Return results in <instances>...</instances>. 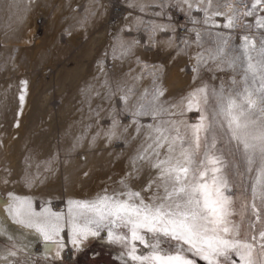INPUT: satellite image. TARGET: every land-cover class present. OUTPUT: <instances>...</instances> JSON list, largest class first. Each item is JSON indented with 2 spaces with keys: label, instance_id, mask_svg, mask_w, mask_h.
<instances>
[{
  "label": "bare ground",
  "instance_id": "obj_1",
  "mask_svg": "<svg viewBox=\"0 0 264 264\" xmlns=\"http://www.w3.org/2000/svg\"><path fill=\"white\" fill-rule=\"evenodd\" d=\"M153 1L122 0L112 8L108 0H0V59L11 57L14 45L20 51L0 67V221L9 223L23 242L22 251L15 252L22 256L18 264H36L32 260L36 252L47 263L71 259L77 249L92 241L94 237L89 236L78 246L70 242L68 201H91L98 195L128 190L141 193L145 199L152 194L145 188L156 170L147 161L134 159L144 143V132H137L135 121L140 125L150 123L141 124L126 110L134 106L129 99L124 105L129 117L124 124L117 121L115 136L108 135L114 119L101 120L114 109L110 102L113 96L106 101L109 78L126 80L133 74L139 93L146 91L151 79L139 80V65H131L136 56L158 61L161 72L154 82V94L163 92L158 103L170 116L168 121L197 122L187 118L189 110L183 98L206 85L217 63L207 66L206 73H186L185 61L196 68L198 44L193 42L184 53L174 39L157 35L154 55L137 39L128 38L125 30L138 24ZM81 2L83 6L78 8ZM182 2L183 8L191 3ZM39 17H45V33L34 39ZM60 31L64 32V43L59 39ZM75 46L79 48L72 50ZM123 54L128 58H119ZM105 57L110 59V66ZM62 58L67 63L62 64ZM55 61L61 65H55ZM53 65L57 67L51 74L48 67ZM30 68L36 70L32 73ZM51 80L56 83L54 88L43 90ZM22 93L23 103L19 99ZM54 97L60 101L57 107L50 104ZM14 197L29 199L33 211L48 209L62 214L59 238L65 246L59 249V256L53 242L9 216L8 205ZM75 223L83 222L77 219ZM101 234L103 238L105 234ZM11 256L10 252L0 253V264H14ZM122 258L136 264L127 254Z\"/></svg>",
  "mask_w": 264,
  "mask_h": 264
},
{
  "label": "snow or ice",
  "instance_id": "obj_2",
  "mask_svg": "<svg viewBox=\"0 0 264 264\" xmlns=\"http://www.w3.org/2000/svg\"><path fill=\"white\" fill-rule=\"evenodd\" d=\"M259 5L264 0H252L244 16L255 14L254 26L264 29V15L256 14ZM235 19L234 15L227 17L224 27H235ZM244 27L253 25L245 23ZM217 57H224L220 62L234 75L231 83L222 82L211 90L205 85L183 98L187 110L200 112L196 123L160 121L159 113L166 109L158 103L163 95L159 90L151 101L126 109L134 117L151 115L154 120L148 125L135 121L137 132H144V143L134 159L147 161L156 170L145 188L152 194L145 199L128 190L98 195L91 201H68L69 237L74 246L89 236L99 237L100 230L106 229L110 242L125 247L131 243L127 255L136 264H194L186 252L207 264H236L233 256L240 264H264V33L259 41L243 36L240 45L229 52L218 46L209 58ZM19 99L23 103V93ZM121 99L127 105L128 97ZM117 127L114 120L108 130L110 137L116 135ZM245 169L255 173L249 185L251 212L260 221L258 225L249 223L247 229L243 218L235 219L238 198L230 194L234 170L242 177ZM241 207L248 211L247 197ZM7 210L17 224L35 229L45 241L53 242L60 255L59 249L65 246L59 238L61 213L33 211L31 201L20 197L12 198ZM77 219L83 223H75ZM116 228H127L128 233L116 234ZM145 229L155 242L146 241L141 232ZM248 232L254 234L249 237ZM161 238L175 241L176 247L165 249ZM135 242L145 244L149 254L137 256ZM10 254L16 255L14 251Z\"/></svg>",
  "mask_w": 264,
  "mask_h": 264
},
{
  "label": "rangeland",
  "instance_id": "obj_3",
  "mask_svg": "<svg viewBox=\"0 0 264 264\" xmlns=\"http://www.w3.org/2000/svg\"><path fill=\"white\" fill-rule=\"evenodd\" d=\"M121 1L122 0H108V5L110 4L109 7L113 8L116 3H120ZM182 1L183 0H154L152 3L148 4L149 13H142L138 24L133 28L125 30V35L128 38L137 39L141 45H143L145 48H149L152 52L154 51V44L157 35H164L169 39H174L178 49H180V51L184 53L187 52L188 47L191 46L194 42L199 45V51L197 52L199 58L196 63V71L193 70L194 68L191 64L185 61L183 63V68L185 69L186 73H191L193 71L203 72L204 70V73H206L207 66L209 67L210 65L212 66L217 63L218 65L216 64L215 66H213L215 70L210 72L211 77H207L208 80L206 81V85L208 89L211 90L213 87L219 88L223 80L224 82L231 83V77L234 75V73L231 68L220 62L224 57H217L216 60H212L209 57L210 55L216 53L218 46H223L225 52H229L233 46H239L241 43V38L245 35H247L250 39L254 38L259 41V37L262 33H264V29H258L254 26L255 14L251 17L244 16V12L251 7L252 0H211V6H209V0H199V2L198 0H190L191 3H188L187 5L191 4V7L194 6L195 8H191L187 5H185V7L183 8ZM193 3L194 5H192ZM82 6L83 2L79 3L78 8H81ZM261 8H264V5H259L257 7L256 14L264 15V12L261 11ZM202 9H207V12L203 11ZM114 11L117 15L120 13V11H118L117 9ZM214 12L223 13V15H213ZM233 15L236 17L234 21L235 27H224V25L227 23V17ZM245 23L252 24L253 27H244ZM44 24L45 17H39L37 20V26L34 30V39H36V37L42 38L45 33ZM161 25L164 26L161 27ZM3 29L5 31H8L9 27L4 26ZM62 31H60L61 33L59 32V39L62 43H64L65 37L64 32L62 33ZM198 33L199 36L197 35ZM225 40H227V44H224ZM31 44L32 42L29 44V46H31ZM16 48L17 46L14 45L11 57H14L18 52L20 53V51L17 50L18 48ZM75 48H77V46H75L72 50H74ZM153 53L154 55H157V51H154ZM11 57H8V55L3 56L0 59V67L5 65V63L11 59ZM32 57L33 59H35L36 55H33ZM119 58L127 59L128 57L127 55L123 54L122 57L120 56ZM143 59H140L136 56L134 60L131 61V63L133 62L131 65L137 67L139 65V80H143L145 78L151 79L146 83V91L144 93H139L138 89L135 86L133 74H130V76L127 77L129 78V80H127V78L126 80H123V78L119 77L117 78V80L113 81L111 78H109V85L107 86L105 92L107 96L106 101L109 100V97L113 96L110 102L111 105L112 103H114V107H112L114 109L111 111V115H109V117L106 119H101L102 121L109 122L111 121L110 118H113L115 121H118L122 124L126 122L127 117H129V113L124 110L125 103L124 100L121 99L122 96H127L129 100L134 101V105H136L138 102L147 103L148 101L152 100V96L155 93L154 82L160 75L159 73L161 72V70L157 65L158 61L156 59L154 60V58L151 59L149 57H146V59L144 60ZM60 60L61 63L62 61H64L63 63H67L66 58H62ZM104 60L107 65H111L110 59L108 57H105ZM59 63H56L55 65L60 66L61 63ZM70 63L71 62L68 61V64ZM53 66L48 67V69H51V74L57 67L55 66V68L53 69ZM178 66H175V68ZM48 69L46 70V72L49 71ZM128 69L129 68H126V71ZM35 70L36 68H30V72L32 73ZM46 75L48 74L46 73ZM219 78L221 80H219ZM55 84L56 83L51 80V82L43 87V90H45L46 88L52 90ZM50 104L54 107H57L60 104V101L57 97H54L50 100ZM196 114H200V112L196 109L193 111H189L187 118L191 121H198L199 116ZM168 117L170 118V116L164 113V111H161L159 113L158 119L160 121H168ZM137 118L139 119L141 124L154 123L153 117L151 115L139 116ZM233 175L234 179L232 184L230 185V194L238 198V203L236 206L238 215L235 217V219L237 221H240L243 218L245 229H247L249 223H255L258 225L260 221L256 220V217L252 215L251 212L253 201L251 199V190L249 187L250 178L253 177L255 173H249L245 169L242 177L236 175L235 170L233 172ZM245 197H247L248 204L247 212H245L241 207V205H243L245 202ZM256 203L259 204V200H257ZM262 219H264V214H262ZM100 231L105 235L107 233L106 229H101ZM101 232L99 235L100 238L94 237L92 241H88L83 249H77L74 254L75 256L73 255L71 259L63 258L60 261L47 263L44 260L43 255L36 252V256L31 255L32 260H34L36 264H131L130 262H128L130 259H127V261L122 258L131 248V243L127 247H125V245L122 243L110 242V240L106 238L107 235H104V237L101 238ZM114 232L116 234L128 233V229L116 228L114 229ZM141 232L143 235H145L146 241L155 242L153 240L152 233L148 234L146 230H141ZM253 234V232L247 233L249 237H251V235ZM256 234L258 235V233ZM64 236L66 238L68 237L66 233L64 234ZM22 243V240L16 237L12 232L9 223L0 221V253L22 251L20 247ZM161 246L165 249H173L176 247V243L175 241L169 240L168 238H161ZM135 247V253L137 256L148 255L150 252V249L145 244L135 242ZM185 254L188 256V258L194 261V264H207L206 261L202 260L199 256L195 255L192 252H186ZM11 259L14 264H18L22 261V256L12 255ZM233 259L236 260V264H240L238 257L233 256Z\"/></svg>",
  "mask_w": 264,
  "mask_h": 264
}]
</instances>
